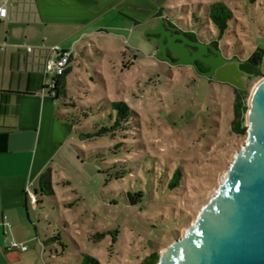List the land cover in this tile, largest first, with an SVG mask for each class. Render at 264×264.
I'll list each match as a JSON object with an SVG mask.
<instances>
[{"label":"rangeland","instance_id":"obj_1","mask_svg":"<svg viewBox=\"0 0 264 264\" xmlns=\"http://www.w3.org/2000/svg\"><path fill=\"white\" fill-rule=\"evenodd\" d=\"M171 2H181L167 8L180 30L214 40L237 61L258 55V64L247 63L254 74L240 93L248 105L264 80V0ZM211 3L232 12L222 39L197 7ZM148 31L110 34V41L100 35L94 46L75 48L58 106L72 119L88 118L74 127L51 167L53 195L38 189L30 212L34 242L28 247L37 246L38 264H80L85 256L99 264H139L160 256L194 225L246 143L247 135L230 131L234 89L158 59ZM108 102L135 113L127 131L87 140L84 135L110 126Z\"/></svg>","mask_w":264,"mask_h":264},{"label":"crops","instance_id":"obj_2","mask_svg":"<svg viewBox=\"0 0 264 264\" xmlns=\"http://www.w3.org/2000/svg\"><path fill=\"white\" fill-rule=\"evenodd\" d=\"M180 4L11 0L7 20L0 22V134H7L6 143L0 141V264H38L37 246H28L34 242L30 212L37 208L39 178L51 170L73 133L69 123L57 119L67 113L60 112L58 100L47 89L48 50L72 49L73 63L75 48L87 47V42L94 46L100 35H132L138 28H156L160 20L175 26L164 11ZM3 217L9 228L3 225ZM12 244L26 250L14 249Z\"/></svg>","mask_w":264,"mask_h":264},{"label":"water","instance_id":"obj_3","mask_svg":"<svg viewBox=\"0 0 264 264\" xmlns=\"http://www.w3.org/2000/svg\"><path fill=\"white\" fill-rule=\"evenodd\" d=\"M146 37L154 40L156 56L173 66H193L204 56L206 46L189 43L184 36L170 37L164 20L149 30ZM181 45L175 47L174 41ZM196 48L190 54L184 45ZM166 49L174 51L179 60L172 62ZM215 61L201 75L243 91L245 78L254 71L247 63L223 66V58L216 52ZM247 139L227 170L225 180L216 194L202 208L193 226L182 238L164 249L157 264H264V80L254 89L245 115Z\"/></svg>","mask_w":264,"mask_h":264},{"label":"trees","instance_id":"obj_4","mask_svg":"<svg viewBox=\"0 0 264 264\" xmlns=\"http://www.w3.org/2000/svg\"><path fill=\"white\" fill-rule=\"evenodd\" d=\"M251 4H255L256 0H247ZM198 10H202L205 16V21H211L215 29L217 30L218 39H222L227 32L228 22L232 21V12L227 9L222 3H211V4H198ZM186 6H182L180 9L184 12ZM187 9V8H186ZM176 10V9H175ZM174 10H165L164 12L170 16L169 12ZM254 56H258L256 53ZM71 63V62H70ZM68 68L57 81V86L50 95L55 99L66 98V83L65 76L68 74ZM234 89V88H233ZM235 101L233 105V119L231 121L230 131L233 135L240 137L246 135L245 127V115L247 112V104L245 98L240 94L241 91L234 89ZM4 103V98L2 99V104ZM110 113H106L108 120L111 122L110 126L100 128L96 133L86 134L84 137L87 140L93 138L110 137L113 138L115 134L127 131V127L130 124L131 118L134 117L135 113L123 102H108ZM68 106V105H65ZM88 118V115L81 114L75 118H71L69 114L58 115L57 119L63 122H67L72 127V132H74V127L84 122ZM79 132H82L81 129ZM81 135V133H80ZM0 141L5 144L7 141V134H0ZM39 190L42 194L53 195V189L51 185V170L45 171L38 182ZM175 186V185H172ZM46 244V243H45ZM159 261V256L153 253L146 257L139 264H157ZM80 264H99L97 260L90 256H85Z\"/></svg>","mask_w":264,"mask_h":264},{"label":"flooded vegetation","instance_id":"obj_5","mask_svg":"<svg viewBox=\"0 0 264 264\" xmlns=\"http://www.w3.org/2000/svg\"><path fill=\"white\" fill-rule=\"evenodd\" d=\"M166 30L170 31V37L171 38H176L177 36H184L185 39L192 44H201L206 46V50L201 49V52L204 53L206 52V54L202 57H200V59L195 61V64L197 65L200 73H207L210 70V66L206 65L205 62L208 61H215L217 58V54L216 52H219L221 57L223 58V66L225 65H231V64H236L237 66L244 64V63H249L252 66H255L256 64L259 63V59L257 56H254L253 54L245 60H239L237 61L234 58H230L227 57L226 55H224L222 53V51L219 48V45L213 40L210 42H204L200 37L194 36V35H190L187 32H184L182 30H180L179 28L175 27V26H165ZM154 41V40H153ZM155 42V41H154ZM156 44V51L158 49V45ZM174 45L175 47H178L181 45V42L179 40H175L174 41ZM185 48L189 51L190 54L194 53L197 51L196 48H193L191 46L188 45H184ZM166 55L172 60V62H176L179 60V57H174V51L170 50V49H166ZM190 69H192L193 71H195L193 66H188ZM247 70L252 71L254 69V67H246ZM199 74V73H198ZM210 79H213V77H208Z\"/></svg>","mask_w":264,"mask_h":264},{"label":"built area","instance_id":"obj_6","mask_svg":"<svg viewBox=\"0 0 264 264\" xmlns=\"http://www.w3.org/2000/svg\"><path fill=\"white\" fill-rule=\"evenodd\" d=\"M10 4L11 0H0V22L7 20ZM71 60L72 54L61 50L59 47H53L48 50V58L45 65V76L49 78L47 89L50 93H52L56 88L58 79L63 76L64 72L69 67ZM2 221L3 225L6 228H9V224L6 222L5 217H3ZM12 248L20 249L22 251L26 250L25 247L18 246L17 244H12Z\"/></svg>","mask_w":264,"mask_h":264}]
</instances>
